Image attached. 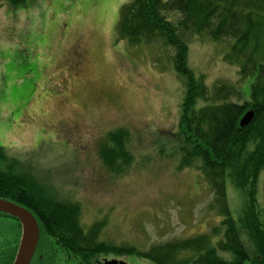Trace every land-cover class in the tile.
Wrapping results in <instances>:
<instances>
[{
	"label": "rangeland",
	"instance_id": "obj_1",
	"mask_svg": "<svg viewBox=\"0 0 264 264\" xmlns=\"http://www.w3.org/2000/svg\"><path fill=\"white\" fill-rule=\"evenodd\" d=\"M131 1H0V166L27 179L37 195L77 205L81 227L102 226L101 243L147 251L207 236L214 246L235 220L243 250L255 256L241 225L244 192L227 179L222 204L196 162L179 165L175 135L185 78L174 69L172 49L162 39L150 45L116 39L118 11ZM165 16L173 23L179 18ZM187 41L189 67L206 87L194 109L250 102L254 77L241 78L226 60L232 39L215 42L204 32ZM112 135L121 136V148L109 157ZM263 180L264 170L255 187L264 224ZM9 223L0 217V246L17 250L21 230ZM47 236L50 253L42 261L80 264L75 258L67 263L65 246ZM110 255L95 257L94 264L118 261ZM253 256L247 264L260 262ZM196 257L193 247L181 249L173 263L198 264ZM223 258L233 260V254ZM122 260L153 264L135 255Z\"/></svg>",
	"mask_w": 264,
	"mask_h": 264
},
{
	"label": "trees",
	"instance_id": "obj_2",
	"mask_svg": "<svg viewBox=\"0 0 264 264\" xmlns=\"http://www.w3.org/2000/svg\"><path fill=\"white\" fill-rule=\"evenodd\" d=\"M5 1L23 5L28 0ZM165 13H176L179 18L173 23ZM204 32L215 42L233 40L226 60L238 66L241 78L254 77L250 102L241 105L213 103L194 109L196 102L206 95V87L203 77L197 78L188 66L187 38ZM117 36L119 41L126 40L131 44H151L163 39L173 50L174 69L185 78L182 117L175 135L182 154L180 167L188 168L199 161L197 169L222 204L226 202L227 179L246 194L241 225L255 244V256L243 250L235 223L234 229L224 233L225 241L217 246L220 252L233 254L230 263L216 255L206 236L195 239L193 245L191 242L177 246L167 243L153 246L148 251L101 243L98 234L102 226L97 224L85 232L79 225L78 206L37 195L27 185V179L3 166H0V199L27 209L35 216L42 234L59 238L65 248L81 260L88 261L93 251V264L95 257L108 254L118 257L135 255L153 264H174L176 253L190 247L196 252L198 264H244L250 262V256L258 259V264H264V227L255 208V184L264 170V0H134L121 9ZM216 92L218 98L222 97L220 90ZM249 110L254 113L252 122L240 127V120ZM120 139V135L110 136L108 143H112L114 149L110 147L106 155H115L121 148ZM249 145L253 146L251 151ZM227 214V210L221 213L223 217ZM0 217L9 222L7 219L10 218L1 214ZM10 221L19 231L20 226L12 219ZM226 238L235 242L229 245ZM15 251L16 246H0V264L3 261V264H12Z\"/></svg>",
	"mask_w": 264,
	"mask_h": 264
},
{
	"label": "water",
	"instance_id": "obj_3",
	"mask_svg": "<svg viewBox=\"0 0 264 264\" xmlns=\"http://www.w3.org/2000/svg\"><path fill=\"white\" fill-rule=\"evenodd\" d=\"M252 117L253 113L246 114L240 125H248ZM0 213L17 219L22 226V239L14 264H30L39 238V229L35 218L27 210L2 200H0ZM107 264L118 263L112 261Z\"/></svg>",
	"mask_w": 264,
	"mask_h": 264
},
{
	"label": "flooded vegetation",
	"instance_id": "obj_4",
	"mask_svg": "<svg viewBox=\"0 0 264 264\" xmlns=\"http://www.w3.org/2000/svg\"><path fill=\"white\" fill-rule=\"evenodd\" d=\"M93 258V257H92ZM92 262H93V260H92Z\"/></svg>",
	"mask_w": 264,
	"mask_h": 264
}]
</instances>
